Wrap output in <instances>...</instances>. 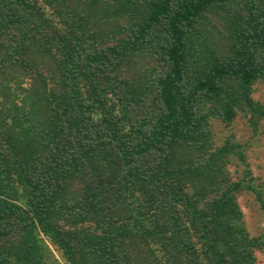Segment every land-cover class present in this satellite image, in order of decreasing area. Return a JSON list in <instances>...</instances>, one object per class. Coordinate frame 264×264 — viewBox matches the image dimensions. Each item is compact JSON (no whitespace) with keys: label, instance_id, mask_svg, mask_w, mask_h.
I'll return each instance as SVG.
<instances>
[{"label":"trees","instance_id":"trees-1","mask_svg":"<svg viewBox=\"0 0 264 264\" xmlns=\"http://www.w3.org/2000/svg\"><path fill=\"white\" fill-rule=\"evenodd\" d=\"M258 85L264 0H0V264H258Z\"/></svg>","mask_w":264,"mask_h":264},{"label":"rangeland","instance_id":"rangeland-1","mask_svg":"<svg viewBox=\"0 0 264 264\" xmlns=\"http://www.w3.org/2000/svg\"><path fill=\"white\" fill-rule=\"evenodd\" d=\"M253 96L264 103V86L258 85ZM213 131L218 143H221L222 139L229 136L230 133L235 134L236 139L244 146L255 184L264 190V121L260 125L258 133L253 132L247 119L242 116H239L229 129L220 123L213 122ZM229 170L234 180L241 178L242 167L240 165L232 163ZM238 201L243 210L248 231L252 236L260 235L264 227V215L256 195L253 192L244 191L238 195ZM45 241L53 251V258L48 259V261L54 264L56 263L55 260H58L60 264H64L59 253L53 249L47 240ZM256 256L258 264H264V251H257Z\"/></svg>","mask_w":264,"mask_h":264}]
</instances>
